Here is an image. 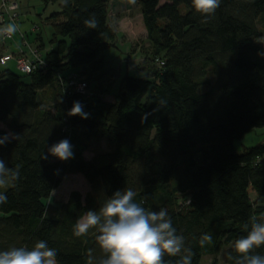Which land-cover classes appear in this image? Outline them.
<instances>
[{
  "label": "trees",
  "instance_id": "trees-1",
  "mask_svg": "<svg viewBox=\"0 0 264 264\" xmlns=\"http://www.w3.org/2000/svg\"><path fill=\"white\" fill-rule=\"evenodd\" d=\"M31 1L43 6L38 15L52 33L49 48L42 33L35 37L44 65L30 73L0 71V138L17 136L0 146V158L20 173L0 189L8 197L0 205V251L31 249L44 240L56 250L57 264H89L90 255L99 264L105 254L98 233L77 237L74 225L129 188L146 210L167 209L192 264L206 255L219 264L215 256L225 246L224 264H235L228 258L237 256L235 241L251 230L253 218L264 222V143L242 153L234 145L264 127V0H221L210 17L197 13L192 0H139L149 43L146 74L127 72L113 100L103 97L107 89L98 90L110 70L104 50L118 34L110 0ZM20 15L14 24L27 41ZM91 18L96 28L85 25ZM74 74L86 82L85 92L68 86ZM48 88L52 96L43 99ZM51 100L54 105L46 106ZM74 102L87 119L69 115ZM62 139L74 146L68 161L48 153ZM101 139L108 151L87 158L89 142ZM69 173L82 174L90 193L83 198L73 190L50 208L49 198ZM205 234L212 241L201 246ZM186 254L164 259L176 264ZM254 254L264 256V246Z\"/></svg>",
  "mask_w": 264,
  "mask_h": 264
},
{
  "label": "clouds",
  "instance_id": "clouds-1",
  "mask_svg": "<svg viewBox=\"0 0 264 264\" xmlns=\"http://www.w3.org/2000/svg\"><path fill=\"white\" fill-rule=\"evenodd\" d=\"M220 2L221 0H192V6L197 13L210 17L215 14ZM84 23L90 28L97 26L94 18L86 19ZM17 31L18 26L10 23L0 29V35L11 37ZM69 115L88 118L79 102H74ZM9 136L12 139L17 137L12 133L5 134L0 138V146L10 142ZM73 148L68 139H62L52 145L48 153L60 161H68L74 158ZM42 159L47 160L48 156L43 155ZM19 175L18 169L9 168L0 158V189L6 190L10 181L18 179ZM135 197L136 193L132 189L117 190L99 209L88 210L77 219L74 235L87 236L90 230L98 233L96 241L105 254L99 264H171V261H165V255L176 257L182 250L187 254L181 256L176 264H192L191 249H185L184 237L177 234L167 209L146 210ZM6 203L7 195L0 192V205ZM211 241L212 237L205 234L201 237L200 244L204 246ZM261 246H264V222L253 218L251 230L235 241L237 256L233 257L229 253L228 258L234 260L235 264H264V256L254 254ZM56 257V250L49 247L47 241L38 240L31 249L14 247L0 251V264H57ZM92 260L90 255L89 264H92Z\"/></svg>",
  "mask_w": 264,
  "mask_h": 264
},
{
  "label": "rangeland",
  "instance_id": "rangeland-1",
  "mask_svg": "<svg viewBox=\"0 0 264 264\" xmlns=\"http://www.w3.org/2000/svg\"><path fill=\"white\" fill-rule=\"evenodd\" d=\"M17 1L20 4V14H22L21 20L19 21V29H21V32L27 30V46L24 47L22 44L19 32L14 34V39L11 38L6 41H3L2 35H0V54L5 51L17 52L16 47L18 46L20 48L21 45H23L24 49L28 52L29 46L34 47V43H36L35 37L37 33H42L45 47L49 48V39L51 37L52 28L49 22H46L40 15H38L39 12H42L43 6L39 2H33L31 0ZM57 6V3L52 4L50 9ZM109 13L111 25L118 34L115 40L116 44L109 46L104 50L105 66L109 67L110 70L108 69L106 75L102 78V81L99 82L100 87H98V90L101 91L107 89L108 91L103 94V97L112 100L120 78L127 72L133 76L145 77L146 71L143 67L149 43L146 40L147 32L143 22L139 0H134V2H132V0H110ZM36 26H38L37 30ZM10 66L14 72L20 74L13 60L10 61ZM52 92L53 88H48L42 95L43 99H45V97L48 98V96L51 97ZM48 103L49 104L46 106L54 105L53 100ZM263 143L264 127H257L255 130L245 134L242 139L236 140L234 145L236 151L242 153L247 148ZM108 149L109 145L105 139L91 140L88 149L84 151V155L87 158H90L98 153L108 151ZM73 190L80 191L83 198H85L91 191L89 183L80 173H69L65 175L61 184L53 191L48 200L50 208L58 207L63 202L67 201L70 192ZM255 195V192L251 193L252 200H255ZM51 212H54V210H51ZM226 249L227 246L215 256L219 261V264L225 263ZM212 260V255H206L202 257L201 263L211 264Z\"/></svg>",
  "mask_w": 264,
  "mask_h": 264
},
{
  "label": "built area",
  "instance_id": "built-area-1",
  "mask_svg": "<svg viewBox=\"0 0 264 264\" xmlns=\"http://www.w3.org/2000/svg\"><path fill=\"white\" fill-rule=\"evenodd\" d=\"M19 15V4L17 0H0L1 29L7 24L15 23L19 18ZM11 38L14 39V35H12L11 37L7 35H2L3 41H6ZM22 39V44L24 45V47H26L27 41L23 35ZM23 45L19 48L16 54L11 53L3 55L1 57V61L7 62L14 59L16 67L24 73H30L38 66L44 65V61L36 48L29 46V51L27 52L24 49ZM160 64L162 65L163 62H160ZM67 84L70 88L82 93L85 92L87 87L86 82L75 74L68 78Z\"/></svg>",
  "mask_w": 264,
  "mask_h": 264
},
{
  "label": "crops",
  "instance_id": "crops-1",
  "mask_svg": "<svg viewBox=\"0 0 264 264\" xmlns=\"http://www.w3.org/2000/svg\"><path fill=\"white\" fill-rule=\"evenodd\" d=\"M51 5H52V4H48V5L44 8V10H43V14H42L43 17L47 16L50 12H52V10H54V9L56 8V7H53V8L50 9ZM22 12H23V11H22ZM21 16H22V14L20 15V20H21ZM24 31H25V30H24ZM26 31H27V30H26ZM26 31H25V32H26ZM16 48H19V47L17 46ZM17 50H19V49H17ZM11 52H12V51H11ZM8 53H10V52L5 51V52H3L2 54H0V71L3 70V69H5V68H8V67L11 68V66H10V61H9V62H2V61H1V56H2V55H5V54H8ZM113 99H114V98H113ZM113 99H112V100H113Z\"/></svg>",
  "mask_w": 264,
  "mask_h": 264
}]
</instances>
